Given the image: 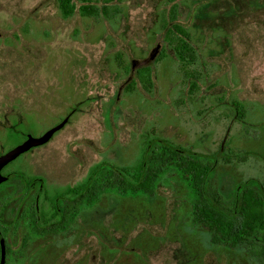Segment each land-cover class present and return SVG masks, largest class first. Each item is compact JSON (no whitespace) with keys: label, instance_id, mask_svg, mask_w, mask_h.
I'll use <instances>...</instances> for the list:
<instances>
[{"label":"rangeland","instance_id":"1","mask_svg":"<svg viewBox=\"0 0 264 264\" xmlns=\"http://www.w3.org/2000/svg\"><path fill=\"white\" fill-rule=\"evenodd\" d=\"M59 1L0 0V157L55 129L0 170L4 264H264L210 243L173 171L151 196L106 192L59 232L30 220L54 224L57 197L101 163L136 170L154 139L214 157L207 185L226 202L264 185V0ZM88 4L118 12L85 16Z\"/></svg>","mask_w":264,"mask_h":264},{"label":"trees","instance_id":"2","mask_svg":"<svg viewBox=\"0 0 264 264\" xmlns=\"http://www.w3.org/2000/svg\"><path fill=\"white\" fill-rule=\"evenodd\" d=\"M59 5L64 13L71 12V0H60ZM82 10L85 16L104 15L107 18L118 12L114 8L111 13L107 5L99 9L90 4L83 6ZM171 28L187 41L174 47L178 59L184 63L193 62L196 57L194 48L188 42V33L178 23H172ZM146 70L147 66L140 67L137 74L144 75ZM241 108V105H236L240 116ZM215 163L214 157L154 139L145 149L136 170L101 163L75 190L74 197H57L55 213L58 220L54 224L41 226L36 211L32 209L30 220L33 230L36 234L44 235L67 229L77 215L92 209L106 192L151 196L161 180L173 171L191 192V222L206 228L212 245L229 249L243 247L251 256L264 260V244L259 243L257 238L260 233L264 234V185L252 178L243 181L236 188L234 200L226 202L207 185ZM0 237L3 238L1 234Z\"/></svg>","mask_w":264,"mask_h":264},{"label":"water","instance_id":"3","mask_svg":"<svg viewBox=\"0 0 264 264\" xmlns=\"http://www.w3.org/2000/svg\"><path fill=\"white\" fill-rule=\"evenodd\" d=\"M55 129L47 132L45 135H43L41 138L32 140V141H26L23 144L19 145L18 147L12 149L8 153H6L4 156L0 157V170L11 160H13L15 157H17L20 153L27 150L28 148L32 146H36L38 144L43 143L54 131ZM2 178L0 177V181ZM4 258H5V245L3 240L0 241V264H4Z\"/></svg>","mask_w":264,"mask_h":264},{"label":"flooded vegetation","instance_id":"4","mask_svg":"<svg viewBox=\"0 0 264 264\" xmlns=\"http://www.w3.org/2000/svg\"><path fill=\"white\" fill-rule=\"evenodd\" d=\"M1 235H2V234H1ZM2 237H3V236H2ZM1 240H3V242H4V237H3V238L0 237V241H1ZM4 245H5V242H4Z\"/></svg>","mask_w":264,"mask_h":264}]
</instances>
